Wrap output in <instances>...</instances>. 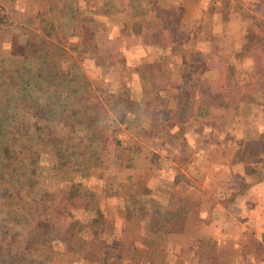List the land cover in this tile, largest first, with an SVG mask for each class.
Here are the masks:
<instances>
[{"label":"crops","instance_id":"1","mask_svg":"<svg viewBox=\"0 0 264 264\" xmlns=\"http://www.w3.org/2000/svg\"><path fill=\"white\" fill-rule=\"evenodd\" d=\"M227 1H236L253 9H258L261 2L146 0L143 5L139 4L141 12L135 11L131 16L109 8L98 14L97 20L103 26L97 32V57L105 60L118 56L123 62L122 65L98 63L97 83L101 84L99 87L110 85L113 88L111 94L121 85L125 93L131 92V96L122 99L112 111H117L124 119L137 121L126 131L127 140L123 143L139 146L133 152V163L126 167H140L142 172L152 168L157 171L158 181L143 187H156L157 196L156 192L155 196L151 192L147 199L162 195L160 198L167 200L173 193L174 199L179 201H198L201 210L189 217L182 216L185 212L177 213L183 217L176 222L179 228L165 231L162 236L149 234L151 237L147 240L157 238L162 244L156 249L146 247L140 227L142 216L136 205H132L133 197L125 192L126 188L134 187L133 178L126 172L124 179H112V183L117 181V191L98 192L101 203L97 205V214L102 224L97 228V238H91L93 229L86 219L75 228L65 229L60 240L64 249L57 255H50L48 264H71L75 260L71 252L73 246L82 250L81 259H88L87 254L94 255L92 261L89 259L84 263L103 264L104 255L118 258L120 249L119 264H174L175 259H180L177 262L180 264H203L198 259V252L191 250L195 248L194 243L202 239L213 247L209 264H264V175L259 178L256 173L259 172L256 161L248 156L239 159L242 152L249 150L246 147L249 141L258 147L259 137L264 135V107L256 104L259 89L246 90V95L228 90L256 86V83L249 85L247 76L252 74L253 60L259 63V52L255 51V44L249 48L245 45L247 33L243 18L226 14ZM53 3L54 0H0L2 62L21 61L22 55L16 53L18 47L13 46L14 42L21 48L30 36L42 38L45 44L50 42L47 33L56 21L51 15ZM101 7H105L104 4ZM175 8L181 11L180 16L171 19L172 29L167 30L170 18L165 19L163 15L171 14ZM141 17L146 24L138 21ZM254 20L259 21L256 17ZM134 24H143L142 30L134 28ZM162 25L167 31H162ZM253 35L259 38V31ZM51 45H47V49ZM89 62L82 59L86 69ZM218 63L220 65L216 66ZM92 65L95 69V64ZM123 71L127 73L125 82ZM215 73L220 78L216 85L210 81ZM195 74L200 81H205L203 85L209 88V93L228 90L223 93L225 103L220 107L199 108L196 103L199 98L193 97L195 108L182 123L175 107L179 97L175 94L186 86L181 87L183 77L187 80ZM150 92L152 95L147 99ZM168 95L176 96L175 103ZM166 102L168 109L177 116L178 126L174 121L170 128L163 126L164 129L154 131L151 126L157 119L155 115ZM129 109L134 112H128ZM178 135L182 144L171 143ZM149 153L157 159L151 161ZM173 154H179L185 160L178 164ZM161 166L163 170H159ZM161 187L165 189L163 193L159 190ZM163 242L172 244L170 248L176 250L172 252V261L167 258L169 246L164 247ZM96 244L97 253L93 252ZM139 251L141 257L135 254ZM187 251H191L188 257L184 256Z\"/></svg>","mask_w":264,"mask_h":264},{"label":"rangeland","instance_id":"2","mask_svg":"<svg viewBox=\"0 0 264 264\" xmlns=\"http://www.w3.org/2000/svg\"><path fill=\"white\" fill-rule=\"evenodd\" d=\"M144 1L146 0H54L51 15L55 17L56 21L53 25V29L47 33L50 36V42L45 44L42 38L38 36H35L37 38L30 36L28 40L26 38L27 43L23 48L14 42L13 46L18 47L16 53L22 55L21 60L30 59L28 60V68L35 65L33 62L34 58L44 55L45 65L43 67V73L49 76L60 71H67L70 65L74 64L76 70L70 72L69 76H67L68 81L65 84V89L75 90V93L70 96V99L73 98L74 101L79 104H93L96 106V109L92 115L89 128L77 130L71 135V141L78 143L77 148H73L72 150V157L64 161H59L53 153L47 151H41L39 153L35 166V174L22 177L19 188L17 187L18 190L14 192L15 198L21 197L19 200V209H17L15 213L5 208L2 204V201L6 199L0 200V236L3 235L8 238L12 234H17L16 241L18 244L16 247L19 249L18 251H22L24 248V242L28 239L27 234L30 230L29 226L34 222V215L39 219L45 218L49 225L44 232L39 231V234H33V236L40 240V245L33 249L31 246L30 250L24 254L15 252L13 256L6 258L9 260L7 263L48 264L50 255H57L64 249L60 241L63 239L61 236L63 231L65 229L68 230V228H75L77 224L81 225V221L84 219L88 220V223L92 226L93 231H91V238L95 240L98 234L97 228L102 224V219H99V214H97V205L99 206V203H101L100 194L105 191H117V189H115L117 181L115 180V182L112 183V179H124L126 172L133 178L132 185H134V187L130 186L129 189L126 188L125 192H129L133 197L134 200H132V205H136L135 207L142 216L140 227L143 228L142 233L145 238L146 247H153L156 249L157 245L161 246L162 244L157 238H152L154 240H147L149 239L148 237H151L149 234L155 233L157 236H162L165 234V231L170 232L171 229L179 228V226L176 225L177 220L181 221L184 216L189 217V215L201 210L198 207V201H179L174 199L173 193H171L172 195L168 197L167 200H162L160 198L162 195H159L156 199H147V195H152L151 192H153L155 196L157 188L145 189L143 187L144 185H149V183L158 181V173L153 168L151 171L146 170L142 172L140 167L138 169L126 167L131 166L133 163V152L135 148L139 146L133 145L131 147L123 143L127 140L126 131L131 130V128L137 124V121H135L136 119L134 118L124 119L120 113L112 111L122 99L129 96V94L131 96V92L125 93L124 86L121 85L116 93L111 94L110 91L113 88L110 85L107 84L99 87L101 84L97 83L98 63L106 62L122 65L123 62L118 56L107 57L105 60L97 57V32L101 30L103 26L97 20L98 14L109 8L110 11L116 10L128 13L129 16H131L136 13L135 11L141 12L139 4L143 5ZM227 2L229 3V7L226 14L233 16L238 15L243 18V28L247 33L245 36V45L247 48L251 47L253 44L257 46L255 51L259 52V63L254 61L255 64L253 63V70L250 73L255 75L258 80H261L264 76V51L260 49V43L258 45L257 41L263 39L264 27L261 24L264 23V0L259 2L258 9H253V7L249 5H240L239 2L236 1ZM103 4L105 7H101ZM56 7H59V9L56 10ZM180 12L179 9L175 8V10H172L171 14L167 13L163 15L165 19L170 18V20H167V23H169L166 25V28H168L167 30L172 29V27H170L173 25L171 19H176V17L180 16ZM255 17L258 18L259 21H253ZM138 21H142L143 24L145 23L143 17L138 19ZM143 24L139 26L134 24V28L141 31L142 29L140 28ZM232 27L234 28V25ZM166 28H163V25L161 27L163 32L167 31ZM258 31L259 38L253 35ZM50 44H52L51 47L47 49V45ZM91 53H93L94 56H91ZM250 56L252 57V55ZM254 56L258 58L257 55ZM82 59L90 61L88 69L83 66ZM92 63L95 64V69H93L94 66ZM1 64L7 65L8 68H12L14 65L11 64V61L6 63L0 60V65ZM218 65L220 64L218 63L216 66ZM125 72L126 71L122 72L123 82H125L124 80H126L127 77V73L125 74ZM196 75L197 74H195L193 78H187V80H189L188 82L183 77V85L181 87L185 84L186 86L181 88L178 94H175L179 97V103H177L175 107L178 109L181 117L189 110L187 106H185L182 112L180 109L181 104L188 103L191 97L192 99L196 96L200 98L204 94H209V92H207L209 88L203 85L205 81H200V78L196 77ZM212 75L214 78L210 79V81L212 80L213 82H211L216 85L220 78L217 73ZM249 77L250 76H247V79L251 86L254 81L257 80L256 78ZM104 87H106V89ZM228 90L234 94L243 93L246 95V90L250 89H247V87L233 89L231 87ZM228 90L225 92L221 91V93H227ZM150 95H152V92L149 93L147 99L151 97ZM262 95V91L259 89V98ZM168 97V99L175 103L176 96L168 95ZM168 106V102L161 105L162 108L159 110L160 112L155 115L157 119L154 120L153 126H151L154 131L164 129L163 126H168L170 128L174 121H176L175 125L178 126V120L177 118L175 119L177 116L168 109ZM194 108L195 107H193V109ZM186 110L187 112H185ZM128 112H134V110L132 111V109H129ZM203 112L204 111H202V113ZM18 123L21 125H29L31 122L27 116H19ZM219 126L221 127V125ZM112 138H114L118 144L112 141ZM174 138L175 139H173L171 143L182 144L179 135ZM255 145V143L249 141L246 145L249 150L246 153L242 152V156H240L239 159L248 156L250 160L256 161L259 166V172L256 171V173L259 174L260 178V176L262 177V175H264V135L259 137L258 147ZM177 155L178 156H174L173 154V157H175L176 163L181 164L185 159L183 156ZM149 158H151V161L157 159L156 156L153 157L151 154ZM172 162L174 163V161ZM162 166L159 170H163L164 167ZM156 167L157 166H155V168ZM121 173H123V175ZM159 190L162 193L165 191L163 187ZM98 192L101 193L98 194ZM31 199H33V203L30 202ZM28 202L31 204L27 208ZM181 212H185L184 215H182L183 217H180L182 214ZM177 213L181 214L177 216ZM18 215L21 216L18 218ZM175 217L176 220L173 222ZM36 240L37 239H35V241ZM194 244L195 248L191 250L195 249L198 252L196 253L198 254L197 256H199L198 259H203V264H209L208 261L209 258L211 259L213 250L212 245L207 244V240L205 239L197 240ZM165 245L169 246L167 249L170 251L169 255L167 254V258L169 261H172L171 259H174L171 256L172 252L176 250L170 248L172 244L169 245L164 243L163 246L165 247ZM114 247L118 248L117 245H114ZM8 249L9 248H6L4 245L1 246L0 258H5L4 256L7 255ZM110 250H112V248ZM71 252L73 254L72 259H75L71 261V264H93V262L84 263L83 261L87 262L89 259L92 261L94 255L87 254L88 259H81L80 257L83 254L82 250L77 249L76 246L72 247ZM93 252L97 253V244L94 246ZM190 253L187 251V255L184 256L188 257ZM108 254H110V252H108ZM117 254L118 258H111L109 255H104V257H102L104 258L103 264H119L117 260H119L121 255L120 249ZM135 254L140 257L142 255L140 251ZM137 256L135 259H137ZM23 259L25 261H23ZM179 260L175 259L174 264H180L177 263ZM143 264L153 263L147 262Z\"/></svg>","mask_w":264,"mask_h":264},{"label":"trees","instance_id":"3","mask_svg":"<svg viewBox=\"0 0 264 264\" xmlns=\"http://www.w3.org/2000/svg\"><path fill=\"white\" fill-rule=\"evenodd\" d=\"M261 25L264 27V23ZM262 38L257 42L264 51V33ZM90 55L94 56L93 53ZM44 59V55L34 58L35 65L31 68H28V60H30L28 58L23 61L10 60L11 64H14L12 68H8L5 64L0 65V200L6 199L2 204L14 213L19 209L21 199V197L15 198L14 192L18 190L22 177L35 174L39 153L41 151L53 153L59 161L72 157V150L77 148L78 143L71 141V135L77 130L89 128L96 109L93 104H79L73 98L70 99L75 90L65 89L67 76L76 70L74 64H71L67 71L49 76L43 73ZM253 61L257 62L256 59ZM248 76L256 78L252 74ZM256 80L254 81L256 86L249 91L253 89L262 91L263 95L256 104L264 107V87H262L264 76L261 80L257 78ZM196 103L199 108L220 107L224 106L225 101L223 94L209 93L200 97ZM194 105L192 97L188 103L181 104L182 112L185 106L189 109L188 112L185 111L187 113H184L183 117L180 116L182 123L188 120ZM19 116H27L31 123L19 124ZM112 141L118 144L114 138ZM30 202L33 203V199ZM20 216L18 215V218ZM47 227L49 225L45 218L39 219L34 215V222L29 226L28 239L24 242L22 251H18L16 247L17 234H12L8 238L1 235L0 249L3 245L9 249L8 256L0 258V264H9L6 258L13 256L15 252L24 254L31 246L33 249L40 245V240L33 234L44 232Z\"/></svg>","mask_w":264,"mask_h":264}]
</instances>
